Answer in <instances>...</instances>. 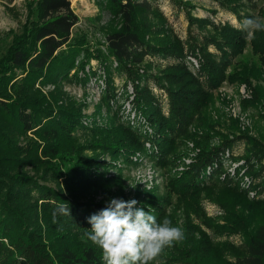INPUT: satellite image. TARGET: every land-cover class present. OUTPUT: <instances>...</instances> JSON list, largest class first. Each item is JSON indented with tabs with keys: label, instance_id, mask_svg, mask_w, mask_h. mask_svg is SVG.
Segmentation results:
<instances>
[{
	"label": "rangeland",
	"instance_id": "374dc122",
	"mask_svg": "<svg viewBox=\"0 0 264 264\" xmlns=\"http://www.w3.org/2000/svg\"><path fill=\"white\" fill-rule=\"evenodd\" d=\"M32 1L0 0V56L13 34L20 31ZM151 2L162 16L163 26L159 25L158 32L154 28V33L147 34L146 38L169 36L179 41L183 55H147L139 71H147L149 75L139 80L138 86L149 90L166 117L171 105H175L170 101L168 89L178 90V95L184 96V87L189 86L196 89L192 91L196 96L182 112L186 114L185 120L173 126V143L165 153L162 147L157 151L149 140L151 122L145 116L149 112L139 107L133 78L129 79L125 71L119 70L114 59L110 64V86L106 83L107 71L95 58L89 61L90 69L88 66L84 70L87 81L81 80L84 73L78 71L79 80L60 83L62 100L79 106L83 114L84 128L78 132V143H85L87 137L98 132L96 130L121 125L133 129L139 136L136 142L141 145V150L127 160L121 153L115 158L97 150L95 154L100 164L96 176L107 179L110 184L91 181L81 193H85V200L96 202L129 201L135 207L136 216L141 219L150 216L147 218L150 224L143 229L134 227L132 218L129 220L134 226L129 220L113 221L112 218L114 225L110 229L98 228L87 242L97 256L109 258L111 264H258L256 256L262 249L259 244L264 240V220L246 226L243 222L246 211L239 201L244 198L264 211V152L248 157L255 150L249 149L245 138H241L224 148L214 160L201 165L196 174L194 168L200 164L203 150L220 146L224 137L231 139L239 132L253 137L264 135V93L258 102L249 103L257 83L254 79L250 84L224 80L218 87L211 86L189 42L190 37L200 40L213 32L216 24L228 23L239 28L246 21V15L264 26V0H239L231 6H224L218 0ZM70 3L79 19L73 31L86 32L90 43L100 40V47L104 48L102 29H116L120 19L100 10L96 0H70ZM189 16L205 19L204 29H200L197 22L192 24ZM207 49L218 54L211 44ZM242 61L259 63L250 46L235 57L233 64ZM233 67L229 65L226 72H231ZM91 70H96L95 75ZM37 87L45 94L56 89L53 84ZM82 130H89L91 134H81L85 133ZM84 153L94 155L89 148ZM50 160L61 168L69 165L62 158ZM25 169L32 175L41 174L39 167L26 165ZM186 174H195L193 181L198 190L191 195L193 199L189 198L190 190L179 186V179ZM38 181L64 191L61 178L47 176ZM40 206L37 205L38 212ZM231 224H235L233 229H230ZM128 226L133 228L128 230ZM199 237L206 242L202 247L208 256L203 259L202 254H190Z\"/></svg>",
	"mask_w": 264,
	"mask_h": 264
},
{
	"label": "trees",
	"instance_id": "16d2710c",
	"mask_svg": "<svg viewBox=\"0 0 264 264\" xmlns=\"http://www.w3.org/2000/svg\"><path fill=\"white\" fill-rule=\"evenodd\" d=\"M151 1L96 0L100 10L120 19L116 29H102L104 48L100 47V40L90 43L86 32L73 31L79 19L70 0H33L28 5L20 31L13 34L0 56V264H111L109 258L97 256L87 242L98 228L110 229L114 225L112 218L113 221L132 218L136 225L129 220L130 224L143 229L150 224L147 219L150 216L142 219L136 216L135 207L129 201L109 204L83 198L85 193L81 192L89 182L110 184L107 179L96 176L100 164L95 154L97 150L115 158L122 154L127 160L141 150V145L136 142L139 136L133 129L121 125L96 130L98 132L87 137L85 143H78V132L84 128L83 114L79 106L62 100L60 83L79 80L78 71L84 73L88 66L90 69L89 61L95 58L107 71L106 83L110 86V64L114 59L118 69L125 71L129 79L133 78L139 107L149 112L145 115L151 122L147 123L152 132L149 140L157 151L162 147L166 153L173 143V126L186 117L182 112L192 103L196 96L192 91L196 89L184 87V96H179L178 90L168 89L170 101L175 105H171L166 117L149 90L139 88V80L149 75L147 71H139L147 55H183L179 41L169 36L146 38L147 34L154 33V28L158 32L159 25L163 26V18ZM218 1L231 6L239 0ZM189 21L197 22L200 29L206 24L205 19L191 16ZM212 30L200 40L190 37V50L196 51L194 55L201 63L202 72H206L214 87L224 80L250 84L254 79L257 83L249 103L258 102L264 93V26L246 15V21L239 28L225 23L213 25ZM210 44L217 55L208 51ZM247 46L259 63L233 64ZM231 64L234 66L231 72H226ZM90 72L95 75L96 70ZM87 79L84 73L81 80ZM47 84H53L56 89L45 94L36 88V85ZM84 130L81 134H91ZM241 138H245L249 149L255 150L248 157L264 152V135L253 137L239 132L234 138L224 137L220 146L203 150L194 173ZM84 148L91 149L94 155H85ZM53 158L65 159L70 166L61 168L51 162ZM26 165L39 167L41 174H29ZM186 175L179 179V186L190 190L189 198L193 199L191 195L198 187L194 185V175ZM47 176L61 178L64 191L38 181ZM239 204L246 211L243 218L246 226L264 220L263 209L244 198ZM234 226L231 224L230 229ZM131 228L128 226V230ZM204 240L199 237L190 254H202V259L207 257L202 247L206 244ZM259 245L262 249L256 256L257 261L264 264V240Z\"/></svg>",
	"mask_w": 264,
	"mask_h": 264
}]
</instances>
